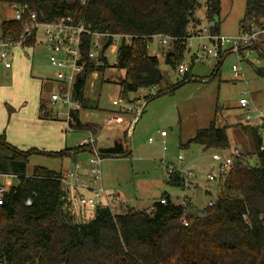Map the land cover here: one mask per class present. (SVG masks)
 <instances>
[{"label":"trees","instance_id":"trees-1","mask_svg":"<svg viewBox=\"0 0 264 264\" xmlns=\"http://www.w3.org/2000/svg\"><path fill=\"white\" fill-rule=\"evenodd\" d=\"M1 3L27 4L26 13L35 12L42 22L71 18L92 31L110 34L99 58L89 57L93 39L88 33L82 35L85 69L73 85V94L82 107L71 110L66 120L70 129L92 130L95 134L80 117L82 108L93 106L87 105L86 97L92 73L104 74L109 67L116 68L121 94L132 102L130 92L155 87L164 79L159 57L150 54L147 47L153 35L175 38L171 49L159 47L165 63L175 70L185 59L189 23L200 21L195 14L202 7L200 0H0ZM205 5L207 18L216 20L214 30L219 32L221 0H205ZM262 28L264 0H246L240 32ZM0 30L1 38L17 40L23 24L14 17L3 19ZM120 33L138 37L119 46L112 65L105 51L114 35ZM35 35L34 32L28 38L26 46L34 45ZM225 57L222 52L216 74ZM256 73L264 76V67H256ZM182 77L171 91L193 78L191 69ZM102 79L109 81L105 76ZM40 109L42 117L53 116L43 103ZM228 127L217 125L214 119L181 146L196 143L208 150L227 149L231 146ZM242 128L250 135L248 153L256 154L258 162L248 164L245 154L237 159L220 178L221 192L212 205L199 209L190 201L175 202L165 192L161 198L165 197L166 202L160 198L150 210L128 207L114 213L110 207L100 206L85 220H77L72 208L75 199L63 188L62 172L36 166L28 174L34 148H20L0 133V174L20 179L17 185H5L4 202L0 204V264H264V144L258 127ZM121 154L130 151L112 155ZM165 180L183 188L184 179L177 173Z\"/></svg>","mask_w":264,"mask_h":264},{"label":"rangeland","instance_id":"rangeland-1","mask_svg":"<svg viewBox=\"0 0 264 264\" xmlns=\"http://www.w3.org/2000/svg\"><path fill=\"white\" fill-rule=\"evenodd\" d=\"M200 1L202 7L195 14L199 19L206 15L205 0ZM245 8L246 0H221V11L217 17L221 34L234 35L241 31L240 20L244 16ZM14 15L15 9L12 4H0V25L3 19L13 18ZM36 35L38 42L34 47L21 45L11 47L10 60L13 65L11 69L4 68V60L0 59V96L4 103L1 108L8 110L11 106L12 110L9 113L17 115L22 99L23 102H27L26 112L30 113L32 105L35 104L33 113L37 115L38 112L39 118L43 120V124L37 129H31L33 133L37 132V139L34 140L36 143L24 147L34 148L29 158L27 173L32 174L36 166H45L66 173L76 164L75 153L80 154L79 162L87 165L85 162L89 159V151L77 148L79 141L87 136V130L70 129L66 121L67 107L60 102H52L51 94L67 91L68 83L57 78L61 68L52 64L50 60L51 50L47 45L43 25L39 27ZM192 43L196 45L197 40H193ZM260 43L258 47H261ZM155 44L154 41L150 51ZM118 46L119 40L111 44L105 53L112 65L117 59ZM160 58V68L164 74L162 82L155 87L129 93L135 106L145 104L143 116L135 127L133 126L132 134L129 135L130 147L129 149L126 147L127 150H131L130 154L104 156L103 185L107 191L118 192L123 201L138 209L148 210L165 192L171 194L178 202L187 197L197 208L203 209L210 200L215 201L221 192L219 188L221 180L207 178L209 172L217 170L212 152L218 149L199 150L196 156L200 157L203 154L202 159L197 161L196 157L193 164L189 158L199 144L192 143L189 148H185L181 143H186L195 130L208 126L214 119L217 125L246 124L244 111L239 104L240 97H249L253 100L254 106L258 104L257 106L264 108V76L256 73V67H264V57L259 55L256 48L252 49L251 54L245 59L230 53L224 58L217 74L215 71L217 59L198 61L192 66V74L197 79L186 81L172 91L170 90L172 86L183 77L175 72L171 65L165 63L164 55L159 56ZM233 64L241 67V75L238 78L234 76ZM115 70L117 69L109 67L104 72L103 77L110 81L103 80L101 73L99 76L91 75L86 89L87 105L94 106L81 110V119L97 128L99 145L104 141L108 142L109 138L113 137L112 130L117 128L108 123L109 117L114 115L113 110L118 108L113 104V100L122 95L120 84L112 81L119 77L118 70ZM160 91L161 93L157 95ZM41 103H46L48 110H53V116L48 118L41 116L39 111ZM61 113L64 115H58ZM126 114L132 116L136 112H126L124 115ZM162 130L169 134L164 139L160 136ZM239 130L240 134L235 135L233 129H229L232 144L240 146L246 155V162L254 165L258 159L256 155L248 153L251 151L249 134L238 127L237 131ZM123 134L128 138L126 131H123ZM150 137L153 141H149ZM161 140L166 141V147ZM180 154L185 156L183 162H179ZM169 162L180 164L182 167H192L193 185L198 182L200 186L184 189L170 185L165 180L166 163ZM19 182V177L15 175L0 174L1 185H17ZM208 189L211 191L207 192ZM72 206L77 220L93 216L94 211L91 209H81L75 204ZM112 210L117 213L125 209L119 204H114Z\"/></svg>","mask_w":264,"mask_h":264},{"label":"built area","instance_id":"built-area-1","mask_svg":"<svg viewBox=\"0 0 264 264\" xmlns=\"http://www.w3.org/2000/svg\"><path fill=\"white\" fill-rule=\"evenodd\" d=\"M15 9L14 18L19 20L23 24V31L17 40L1 39L0 40V59L4 60V66L6 68L11 67L12 62L10 60V49L15 45L26 46V41L35 32L37 34L40 26L45 28V35L47 37V45L51 50L50 60L52 64L60 67L61 69L57 73V78L61 81L68 83V90L65 92H54L51 94L52 102H60L63 106L67 107L66 114L67 119L70 116L71 110L80 109L82 103L76 99L73 94V85L80 73L85 69L84 55L82 53V35L88 33L92 36L93 45L89 52L90 58H99V53L103 43L109 33L92 31L84 24H75L71 18H60L51 22H42L38 20L37 14L33 11L28 13L27 4H12ZM216 26L215 19H208L207 15L201 18L199 22L191 21L189 23V34L186 37V55L189 58L181 61L175 68V72L183 76L190 71L192 65L196 61H208L211 59H219L222 52L230 50L234 52L238 57L245 59L251 50L258 48V42L264 34V28L253 29L248 31H242L234 35L221 34L216 32L214 27ZM114 41L112 44L119 40V46L124 42L130 44L133 38L138 35L132 34H116L114 35ZM153 41H150L147 45L150 54L157 57L163 55V51L159 48L171 49L174 42V37L164 34L153 35ZM193 40H197V44L194 45ZM156 42L152 51V43ZM118 46V47H119ZM102 51V50H101ZM118 51V50H117ZM106 53V51H105ZM63 68V69H62ZM234 70V76L236 78L241 75V67L237 64L232 66ZM66 69V70H64ZM113 104L118 106L121 111L140 113V106H135L132 102L127 101L123 95L118 96L113 100ZM239 104L244 111V119L246 124L252 127H258L264 144V108H259L253 105L251 98L243 96L239 99ZM58 115H64L63 113ZM124 121L123 114L114 112L108 119L109 125H114ZM132 130L130 126L129 131ZM162 136H166L165 130L161 131ZM153 141V138H149ZM165 147L166 141L163 140ZM78 146L85 148L89 151L88 165L83 167L81 162H76L74 168L70 169L66 173H62L60 180L62 181L64 190L70 195V197L77 200V202L84 209L95 210L100 206H107L111 208L108 200L107 191L103 185V170L102 162L104 159L103 152L99 150L98 137L92 130H87V136L82 138ZM244 151L240 147H233L228 152L221 150H215L212 152V158L217 165V170H212L207 174L209 180H217L223 178L233 167L235 161L241 158ZM179 162L185 160V156L180 154ZM173 173L179 174L183 177V188H194L192 178L194 172L192 167H182L176 163H166V179H169ZM7 190L5 185H0V204L4 202V194ZM161 202H166V198L160 199ZM189 199L184 198L181 204H187ZM213 200L208 202V205H212ZM112 209V208H111ZM149 210V209H148Z\"/></svg>","mask_w":264,"mask_h":264},{"label":"crops","instance_id":"crops-1","mask_svg":"<svg viewBox=\"0 0 264 264\" xmlns=\"http://www.w3.org/2000/svg\"><path fill=\"white\" fill-rule=\"evenodd\" d=\"M219 32H220V28H219ZM38 33V32H37ZM36 37H35V43H34V45L35 44H37V42H38V38H37V35H35ZM264 40V35H262V37H261V39H260V41L259 42H261L260 43V45H261V47L260 48H262V41ZM258 42V43H259ZM34 45H32L31 47H34ZM259 49V48H258ZM259 51V50H258ZM225 53H226V56L228 55V54H230V53H234V52H232V51H230V50H226L225 51ZM259 55H261V56H263L264 57V54H262L260 51H259ZM185 57H186V59H188L189 58V56H188V54L187 55H185ZM160 60H161V58H160ZM218 60V59H217ZM196 62H198V61H196ZM196 62H194L193 63V65L196 63ZM217 62V61H216ZM217 64V63H216ZM192 65V66H193ZM13 67V65H11V67H9V68H6L5 66H4V68H6V69H11ZM110 68H114V67H110ZM215 68H216V66H215ZM114 69H116V68H114ZM115 71H117V70H115ZM192 71H193V69L191 68V75L193 76V78L192 79H197V78H195L194 77V74H192ZM93 74H96L97 76H99V72L98 71H95V72H93L92 73V75ZM117 74H118V76H119V72H117ZM12 76H14L13 74H11ZM102 76L104 75V74H101ZM191 79V80H192ZM110 81V80H109ZM112 81H114V82H116L117 83V81H118V78H116V79H114V80H112ZM188 81H190V80H188ZM93 84V83H92ZM1 88V87H0ZM120 91H121V89H120ZM86 97H88V95H87V90H86ZM1 99H2V96H0V133H5V135H6V137H7V139L11 142V143H13V144H15V145H17L18 147H20V148H24L25 146H27V145H32L33 143H36V142H34V140H35V138L37 139V132H35V133H33L32 131H31V129H37L38 128V126H40V125H42L43 123H42V121L43 120H41L39 117H40V115H38V112H37V115H34V113H33V109H35V104L34 105H32V109H31V112L29 113V112H26V110H27V107H25L26 106V104H27V102H23V100L22 99H20V107H19V110H18V114L17 115H11L10 113H9V108L11 107V106H9L8 107V110L7 109H2L1 108V106L2 105H4V103H2V101H1ZM3 99H5V98H3ZM52 100V99H51ZM140 101V99L138 100V102ZM137 102V103H138ZM5 104H6V106H7V102H5ZM42 104V103H41ZM41 104H40V106H41ZM44 104V103H43ZM45 105V109H46V111H51L52 113H53V110L52 109H50V110H48L49 109V107L47 106V104L45 103L44 104ZM258 105V104H257ZM256 105V107H259V106H257ZM94 106V105H93ZM98 106V105H97ZM137 106H140L141 107V104H139V105H137ZM93 108V107H92ZM94 108H96V107H94ZM97 108H99V107H97ZM260 108V107H259ZM84 108H82L81 110H83ZM7 111H8V114H7ZM39 111L41 112V113H43V111L39 108ZM114 112H121L122 114H123V118H124V121H122L121 123H117V124H114V126L113 127H117V128H114L113 130H112V135H113V137H117V136H120V135H122L123 136V138H124V142H125V146H128V149H129V147H130V144H129V141H128V139H129V135L130 134H132V130H133V126L135 127V124L138 122V120H140V118L143 116L142 115V113H143V111L141 112V113H136L135 115H127V114H129V113H127L126 115H124L126 112L125 111H121L120 109H119V107L117 108V109H115V110H113ZM166 116H168V115H166ZM46 118V117H45ZM82 120V119H81ZM83 121V120H82ZM84 122V121H83ZM84 123H86V122H84ZM86 124H88V123H86ZM88 125H90V124H88ZM113 125V124H112ZM223 125H228L229 127H228V132H229V129L230 128H232L233 129V131H234V134L235 135H239L240 134V130L239 131H237V129H238V127L241 129V130H243V128H242V125H247V124H243V123H238V124H236V125H233V124H230V123H225V124H223ZM223 125H220L219 124V126H223ZM95 131H96V133H97V128H95L93 125H90ZM130 126H132V130H130L129 131V128H130ZM112 127V126H111ZM202 128V127H201ZM200 129V128H199ZM123 131H126L127 133H128V138L126 137V136H124L125 134H123ZM163 131V130H162ZM244 131V130H243ZM196 132H197V130H195V132H194V134H191V136L189 137V139H191L195 134H196ZM160 134H161V132H160ZM169 134L167 133V135L166 136H168ZM161 136V138L162 139H164L166 136H162V135H160ZM229 136H230V132H229ZM113 137H110L109 139L110 140H108V142L106 141H104V143H102V144H100L99 146H108V145H112V143H113ZM249 137H250V135H249ZM150 141V140H149ZM162 141V140H161ZM181 141H183L182 139H181ZM230 141H231V139H230ZM163 142V141H162ZM184 142V141H183ZM105 143H107V144H105ZM190 146H188L187 148H189ZM233 147H238L237 145H235L234 146V144H232V141H231V146L229 147V148H227V149H222L221 151H223V152H228V151H230ZM240 147V146H239ZM24 149H26V148H24ZM126 149H127V147H126ZM199 150H208V149H205L202 145H199V147H196V149L194 150V152L192 153L193 155L189 158L190 159V162L191 163H193V164H195V159H196V157H198L197 158V161H199V160H201L202 159V156H203V154L199 157V156H196V154H197V152L199 153ZM209 150H212L213 151V149H209ZM129 151V150H128ZM130 152H131V150H130ZM254 155H256V154H254ZM80 156V154L79 153H75V157H76V162H79V160H78V157ZM257 157V156H256ZM186 158H188V156H186ZM88 160V159H87ZM86 160V162H85V164H87L88 165V161ZM75 162V163H76ZM215 163V162H214ZM87 165H83V167L84 168H86L87 167ZM215 166H216V164H215ZM192 182H193V180H192ZM194 183V182H193ZM196 186H200V183H198V182H196V184H195V187ZM220 186V185H219ZM181 188V187H180ZM220 188V187H219ZM106 189V188H105ZM106 191H107V189H106ZM207 192H210L211 190H206ZM168 193V192H167ZM170 196H171V194H169ZM107 196H108V200H109V202H110V205H111V208H112V206L114 205V204H119L120 206H121V208L122 209H126V208H128V207H132V208H135L134 206H130L129 204H127L125 201H123L122 200V198H121V195L118 193V192H112L111 190H108L107 191ZM161 198V197H160ZM175 202H178V201H176L173 197H171ZM73 204H75L78 208L80 207L81 209L83 208L78 202H77V200H74V202H73ZM191 204H193L194 205V203H192L191 202ZM152 207H150V208H148L149 210L151 209ZM135 209H138V208H135ZM121 212V211H120Z\"/></svg>","mask_w":264,"mask_h":264},{"label":"water","instance_id":"water-1","mask_svg":"<svg viewBox=\"0 0 264 264\" xmlns=\"http://www.w3.org/2000/svg\"><path fill=\"white\" fill-rule=\"evenodd\" d=\"M262 49L264 50V40L262 41ZM125 149L126 146L122 135L114 137L112 145L99 146V150L107 154H120Z\"/></svg>","mask_w":264,"mask_h":264}]
</instances>
